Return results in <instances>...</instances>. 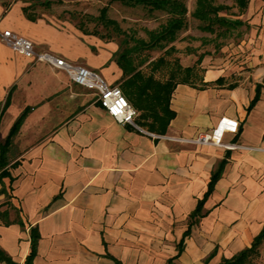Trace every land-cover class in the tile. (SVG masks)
<instances>
[{"label":"crops","instance_id":"1","mask_svg":"<svg viewBox=\"0 0 264 264\" xmlns=\"http://www.w3.org/2000/svg\"><path fill=\"white\" fill-rule=\"evenodd\" d=\"M22 17L2 25L45 47L51 25L40 24L42 31L29 22L36 16ZM260 30L261 44L249 48L251 77L230 85L176 80L168 95L173 112L163 127L130 100L134 122L115 118L92 88L69 78L60 66L35 59L36 104L18 105L29 108L11 135L10 143H18L8 157L14 160L8 164L11 175H1L0 207L10 200L22 219H0V246L16 264L28 247L27 223L37 229L28 264H119L113 256L124 264L163 263L220 156V171L202 199L204 210L190 222L170 264H199L215 244L207 256L210 264L246 243L264 218V75L254 76L264 68V21ZM0 43L1 92L30 57ZM229 69L206 65L202 77L228 75ZM254 79L258 92L246 108ZM35 111L39 129L21 134L25 123L34 126ZM222 112L235 116L237 125L223 129L221 137L255 146L174 136L209 127ZM0 264H6L3 258Z\"/></svg>","mask_w":264,"mask_h":264},{"label":"rangeland","instance_id":"2","mask_svg":"<svg viewBox=\"0 0 264 264\" xmlns=\"http://www.w3.org/2000/svg\"><path fill=\"white\" fill-rule=\"evenodd\" d=\"M183 1L185 22L176 28L174 36L165 42H172L174 47L164 52V56L171 59L176 55L181 63H191L197 52H200L198 65L230 68V73L226 76L228 79L250 78L254 63L250 60L249 48L251 45L261 44L260 28L264 21V0H246L244 6L239 9L233 0H218L227 3L226 6L220 7L219 11L242 17L241 21L221 31H216L219 26L215 23L213 28L200 26L198 22L201 19L190 12L194 0ZM103 2L106 3L105 14L112 16L114 21L102 20L97 16V7ZM27 14L36 16L37 19L29 21L36 28L43 31L44 28H40V24L51 25L53 28L54 31L49 35L47 42H43L45 48L58 50V53L72 60H81L97 69L107 80L118 83L122 89L124 86L120 81L121 74L115 60L122 47H129L132 60L144 70L149 67L148 59L162 51L161 46H141L134 41L135 36L146 35L145 27L156 25L163 20L166 12L161 7H147L137 1L124 0H0V25L22 20V15ZM2 46L0 43V48ZM35 59L39 58H26L20 71L12 74L9 88L11 100L0 110V137L18 110L19 104L24 100L32 106L36 104L35 91L39 76L34 67ZM163 68L160 65L152 68V71L162 75ZM10 82L2 86L0 102L4 88ZM36 115L35 111L32 117L34 126L28 127L25 123L20 127L21 134L36 133L39 129L36 126L38 122L34 119ZM17 145L16 141L9 142L6 148L7 159L14 153ZM247 264H264V234L257 244V251L251 253Z\"/></svg>","mask_w":264,"mask_h":264},{"label":"trees","instance_id":"3","mask_svg":"<svg viewBox=\"0 0 264 264\" xmlns=\"http://www.w3.org/2000/svg\"><path fill=\"white\" fill-rule=\"evenodd\" d=\"M130 2H140L147 7H161L165 10L166 14L163 20L159 21L156 25L145 27V36H135L134 41L141 46H161L162 51L158 52L155 56L148 59V69L144 70L139 64L132 60L128 51V46L122 47L116 54L115 60L120 67V81L122 82L126 96L132 101L138 108L140 113H148L150 117L158 123L160 127H163L169 117L172 114L173 108L168 103V95L172 85L176 80H184L191 84L202 85L207 82H221L225 81L230 85L236 82L235 78L226 79L227 74L217 73L210 78L202 77V65H198L197 61L200 58V52H197L194 60L191 63H181L176 55H173L171 59L164 56V52L169 48L174 47L172 42H167L174 36L176 28L181 26L185 22V3L183 0H124ZM237 9L242 8L246 3V0H233ZM226 2L218 0H194L190 12L201 19L199 21L200 26L213 28V23L217 24L219 28L216 31L226 29L229 25L235 24L242 20V17L238 14H227L221 12L218 9L222 6H226ZM106 3L103 2L97 7V16L102 20L114 21L112 16L105 14ZM162 65L164 68L162 75L154 74L152 68ZM264 75V72L263 74ZM261 75V76H262ZM258 92V79H254V89L245 104L247 108L253 101ZM9 97V87L5 90L0 102V110L7 103ZM29 108L28 103H23L20 108L15 112L6 126L5 131L0 137V189L3 187L1 175L7 174L10 177L8 164L13 163L14 160L8 161L6 155V148L11 140L12 133L18 127L22 116ZM223 162V156L218 157L211 165L208 176L205 181V185L201 191L196 195L194 204L188 209L186 221L181 229L180 235L175 240V250L165 257V260L161 264H170L172 256L179 250L182 245L183 235L188 231V226L191 221L197 220L198 216L204 210L202 199L206 192L210 189L214 178L220 171ZM3 199V198H2ZM8 207L12 208L11 215H8ZM0 219L2 221L17 220L22 223V219L17 211V206L10 200L6 199V203L0 207ZM28 232V247L23 253V256L19 264H28L30 256L34 250L35 238L37 229L34 223H27ZM264 234V218L249 238V240L233 249L227 254H220L219 257L210 264H247L251 253L257 251V244ZM213 244L201 257L199 264H208L207 256L214 249ZM119 264L122 263L119 258L113 256ZM0 258H3L6 264H16V260L13 259L9 253L0 246Z\"/></svg>","mask_w":264,"mask_h":264},{"label":"built area","instance_id":"4","mask_svg":"<svg viewBox=\"0 0 264 264\" xmlns=\"http://www.w3.org/2000/svg\"><path fill=\"white\" fill-rule=\"evenodd\" d=\"M0 39L12 48L33 58H41L47 62L60 66L69 78L92 88L97 102L103 108L118 119H127L134 122L133 114L135 107L123 93L120 85L107 80L97 69L78 60H72L62 54L45 47H37L32 39L8 25H0ZM237 119L229 113L218 114L215 121L206 128L195 130L189 135L174 134L181 138L196 141H213L223 144H240L245 147L255 146L254 144L223 139V129H235Z\"/></svg>","mask_w":264,"mask_h":264},{"label":"water","instance_id":"5","mask_svg":"<svg viewBox=\"0 0 264 264\" xmlns=\"http://www.w3.org/2000/svg\"><path fill=\"white\" fill-rule=\"evenodd\" d=\"M264 72V68H261L259 70H257L255 73H254V76L259 78Z\"/></svg>","mask_w":264,"mask_h":264}]
</instances>
